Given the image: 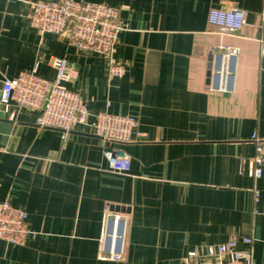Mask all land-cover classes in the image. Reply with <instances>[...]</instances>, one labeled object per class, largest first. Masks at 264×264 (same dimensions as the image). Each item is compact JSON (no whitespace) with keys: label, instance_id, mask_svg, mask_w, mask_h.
Segmentation results:
<instances>
[{"label":"crops","instance_id":"obj_1","mask_svg":"<svg viewBox=\"0 0 264 264\" xmlns=\"http://www.w3.org/2000/svg\"><path fill=\"white\" fill-rule=\"evenodd\" d=\"M32 1L56 0H0V89L24 72L53 81L50 61L63 57L78 73L65 87L91 115L138 126L110 146L86 126L63 135L37 126L40 111L0 109V202L24 210L30 231L23 245L0 241V264H186L190 252L188 264H217L206 249L229 240L264 264V174L255 180L251 162L253 135L264 140V0H73L118 9L121 78L102 56L32 28ZM230 5L247 24L221 37L207 16ZM220 43L239 50L231 93L206 90ZM111 148L129 157L126 175L109 170ZM107 205L126 223L120 262L98 258Z\"/></svg>","mask_w":264,"mask_h":264},{"label":"built area","instance_id":"obj_2","mask_svg":"<svg viewBox=\"0 0 264 264\" xmlns=\"http://www.w3.org/2000/svg\"><path fill=\"white\" fill-rule=\"evenodd\" d=\"M28 21L40 33L61 37L68 46L83 53L96 54L105 58L109 78H121L123 68L114 60L117 38L122 31L118 9L98 3L73 0L29 2ZM208 24L217 29L219 36H230L246 26V13L235 6L211 9ZM264 24V11L260 15ZM209 65L206 90L216 93H231L234 90L236 62L239 50L220 43L209 48ZM264 60V42L260 44ZM55 79L47 81L32 72H24L13 79H5L0 89V109L14 106L17 109L37 110L40 116L37 126L53 129L67 135L79 126H86L92 134L104 143L124 145L131 143L137 129V120L130 116L112 115L100 112L91 115L81 97L69 91L65 85L77 78V70L63 57L50 61ZM254 156L252 177L260 179L264 174V140L253 135ZM109 170L126 175L130 170L129 157L121 150L111 148L105 152ZM254 202L258 203L259 191L253 190ZM103 231L99 239L98 258L101 261L123 260L126 223L122 215L105 206ZM264 216V208L261 210ZM27 213L9 204L0 202V241L10 245H23L30 231L27 227ZM250 244V239H243ZM208 257L218 259L217 264H255L249 250H237V241L211 246L206 249ZM194 252L187 254L188 264Z\"/></svg>","mask_w":264,"mask_h":264},{"label":"water","instance_id":"obj_3","mask_svg":"<svg viewBox=\"0 0 264 264\" xmlns=\"http://www.w3.org/2000/svg\"><path fill=\"white\" fill-rule=\"evenodd\" d=\"M115 210H117V209H115ZM121 210H123V209H121Z\"/></svg>","mask_w":264,"mask_h":264}]
</instances>
